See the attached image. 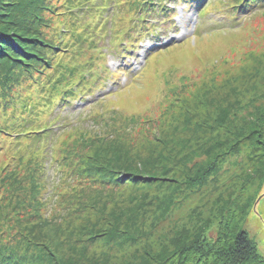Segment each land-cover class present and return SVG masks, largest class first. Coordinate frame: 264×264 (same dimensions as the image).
I'll list each match as a JSON object with an SVG mask.
<instances>
[{
    "label": "rangeland",
    "instance_id": "1",
    "mask_svg": "<svg viewBox=\"0 0 264 264\" xmlns=\"http://www.w3.org/2000/svg\"><path fill=\"white\" fill-rule=\"evenodd\" d=\"M136 1L118 0L106 26L99 2L74 13L66 0L0 7L9 37L37 40L0 59V99L12 100L0 101V250L17 254L14 264H140L148 249L152 257L193 245L196 228L172 243L193 225L216 241L221 212L232 236L243 229L264 255V138L238 140L264 110V8L235 14L225 9L236 0H166L168 18L144 22L153 35L125 43ZM17 114L32 122L13 126ZM137 171L156 178L142 185ZM240 245L246 261L251 247Z\"/></svg>",
    "mask_w": 264,
    "mask_h": 264
},
{
    "label": "trees",
    "instance_id": "2",
    "mask_svg": "<svg viewBox=\"0 0 264 264\" xmlns=\"http://www.w3.org/2000/svg\"><path fill=\"white\" fill-rule=\"evenodd\" d=\"M9 1H13V2L8 3ZM20 1H22V0H16V1L15 0H0V7H3L5 4L20 5ZM88 1L91 2L90 5H92V3H97V2L100 3V5L97 6V9L100 10V12H98V18L100 19L102 17H105V20H104L105 24H103V26L104 25L106 26L108 23H114L115 20L113 19V15H114V17H117L116 14L120 12V11H118V0L117 1L116 0H66V2H67L66 5H68L70 11L71 12L73 11V13H74L76 10H78L79 4L84 5V3L88 2ZM163 1L164 2H161L160 0H138V1H136L133 4V9L137 11V17L134 19L132 25L128 24L126 26V27H130V26L131 27L129 29L127 28V30L122 32L121 33L122 36L120 38L126 43V41L123 39V36H125V35H126L125 37H127V39L132 41V42H134V39H136V38L144 39L143 37L148 38V37H150V35H153L152 32L150 34L148 28H146V26H145V23L149 21L148 17L151 15H154V17L164 15L163 16L164 19L168 18L169 15L167 14L168 13L167 11L170 8L167 6L166 0H163ZM168 1H171V2L174 1L175 2V1H179V0H168ZM113 2H114V4H112ZM184 2H187V3L191 4L193 7L198 8V7H200L202 0H184ZM65 7H67V6H65ZM17 8H18V6H17ZM85 8H86L85 10L91 9L88 5H86ZM110 8L112 9V11L109 14ZM252 8H257V9L258 8H264V0H236V2H234V4H231V6L225 10L230 11V12L235 13V14H238V13H242V12H249V10H251ZM0 11H1V9H0ZM204 12H205L204 10L198 12L197 17L205 16L206 14ZM0 15H1V12H0ZM15 20L16 21L19 20L18 23L17 22H15V23L18 25V27H20L21 26L20 25L21 19L18 18L17 16H15ZM8 28H7V26H4V24H2L0 22V59H2L1 64L6 63L7 54L9 51L12 50V48H15V49L20 50V51H21V49H23V50L25 49V51H26V49L28 50L29 45L34 47V46H36V43H37V40L34 38V36L30 37L29 40H31V41H30V43H27V45L24 43L23 44L20 43V41L17 42V40L19 39L18 36L21 37L19 34L24 33V31H21L19 33L16 32L17 35H13V37H9L7 35L8 34L7 29ZM14 31H16V30H14ZM110 31H113L112 26L110 27ZM152 31L154 32V30H152ZM118 36L119 35H117V37ZM110 38H114L113 43L115 42V40H117L116 36H110ZM120 38L118 39L119 43H122L121 42L122 40H120ZM21 52H23V51H21ZM31 54L32 53H29L28 55H31ZM81 74L84 75L83 73H81ZM30 75H32V74H30ZM100 75L101 74H99L96 77V79H95L96 82L99 81V79L101 78ZM25 77L19 76L16 79V82L21 81ZM80 77H82V76H80ZM30 79H33V77L30 76ZM48 79L49 78H47V80ZM4 80H5V78H4ZM83 81H87V79L83 80ZM100 81L94 88L102 87V85L104 84V81H102V78L100 79ZM43 82L45 83L44 80H43ZM96 82L89 81V83L91 85L96 83ZM13 85H15V84H12V85L8 84V86L5 89H9ZM81 85L82 84H80V86ZM40 86H42V84H40ZM82 86H83V88L84 87L87 88L86 85H82ZM82 86L80 88H82ZM44 87H46V83H45ZM65 87H69V86H65ZM67 89L68 88H64L63 91H66L69 94L74 95V92L67 91ZM2 93L3 94L1 95V97L5 94V90H3ZM76 93H80L78 91V88L76 89ZM67 96H65L63 98V100H65V98ZM263 96H264V94H263ZM2 99H4V96ZM51 100L52 101L47 102V105H46L47 108L49 107V110H53V107L55 105H57V103L59 102V99H57L56 97L51 99ZM0 101H2V100L0 99ZM2 102L4 104H6L8 102H12V100L9 99L8 101L4 100ZM263 103L264 102H261L260 106H262ZM29 106H30V108H32L31 104ZM257 113L258 112L254 113V116H252L247 121V122H251V125H249V126L253 127V129H251V131H249V133H248V134H252V135L251 136L243 135L238 140H242V139H244V137H249V138L253 139L252 142L254 141L255 143H257V140H256L257 138L253 137L255 134H257L259 136V139L264 138V110H262L261 113H259V114H257ZM255 114H257V115H255ZM20 119H21V122L18 121ZM225 119H226L225 117H220L219 122L222 123L223 120H225ZM27 122H30V123L32 122V118L29 114H28V116H24V117L19 116L17 114L15 116V120L12 124H13V126L18 125L21 127L24 123L26 124ZM35 129H37V130H35L36 132H33V133H40L41 131H43L42 128H40V127H37ZM22 134L23 133H20L19 135H22ZM43 137H47V135L46 136L42 135L40 138L37 139V142H43L44 141ZM238 142H236L234 144H237ZM225 153L226 152L224 151L223 153L219 154V157ZM211 165H212V162H209L208 166H211ZM136 173L142 179V185H149L153 182L152 179L156 178L151 173L144 174V175H142L140 173V171H137ZM253 173L256 174L257 172H253ZM260 173H263V176H264V170H262V172H260ZM211 176H214L213 168H209V171L207 173L202 174L203 180H201L200 185L202 186L204 184H207ZM174 206H175V204H174ZM223 209L224 208L222 207L220 212ZM245 209H246V207L243 208V210H245ZM166 210L167 209L164 208V212H166ZM169 212H170V209H169ZM165 214L167 215L168 212H166ZM131 221L134 222L135 220L131 219L129 222H131ZM229 222L231 223L232 221H230L229 219L226 220V218L223 217V213L221 212V216L219 217V223H218V228H217L219 236H218L216 241H212V242H210V240H207V238L206 239L203 238L202 233H204V232H202V228L199 225L198 226L193 225L192 229H190V230L189 229H182L179 231V233H177L178 238L176 240H175V237H172V243H177V242L182 241L184 238V235H186V234L189 235V233L192 232L194 228H196V231H198V233L199 232H201V233L198 234L197 236L195 235L194 239L196 241L193 243V245L191 244L192 246L191 245L189 246V245L181 242L179 249L177 251H174L172 253H162L158 256H152V257H151V253L149 252L151 250L148 249L145 261L147 259H149V261L148 262L144 261V262H141L140 264H179L178 259L181 256H183L185 253H186V259L184 261V264H264V255H261L258 252V249H257V246L255 244L254 239L251 238L249 235H247V233L243 229L239 230V232H237V235L232 236V232L235 231L236 227L234 224L230 227ZM123 226L125 227L126 225H123ZM129 239H133V238H129ZM240 242H244V243L248 244L249 246H250L249 243H251L250 256H248V259L246 261H245V259L241 260L242 258H239L243 253L240 251L241 250ZM16 255H13L12 253H9V252L4 254V252H2L0 250V264H14V262L12 260H16L17 258H19V256H16ZM200 257H203V260L198 263L197 259ZM213 261H215L216 263L215 262L213 263Z\"/></svg>",
    "mask_w": 264,
    "mask_h": 264
}]
</instances>
